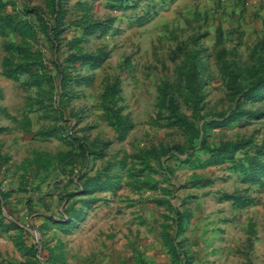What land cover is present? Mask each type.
<instances>
[{"label":"rangeland","instance_id":"rangeland-1","mask_svg":"<svg viewBox=\"0 0 264 264\" xmlns=\"http://www.w3.org/2000/svg\"><path fill=\"white\" fill-rule=\"evenodd\" d=\"M0 264H264V0H0Z\"/></svg>","mask_w":264,"mask_h":264}]
</instances>
